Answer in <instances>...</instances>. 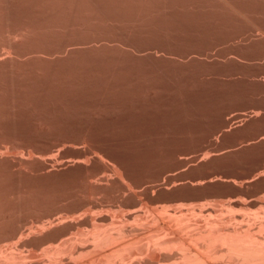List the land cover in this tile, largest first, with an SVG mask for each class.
<instances>
[{"label":"rangeland","instance_id":"obj_1","mask_svg":"<svg viewBox=\"0 0 264 264\" xmlns=\"http://www.w3.org/2000/svg\"><path fill=\"white\" fill-rule=\"evenodd\" d=\"M1 24L0 264L264 222V0H0Z\"/></svg>","mask_w":264,"mask_h":264},{"label":"bare ground","instance_id":"obj_2","mask_svg":"<svg viewBox=\"0 0 264 264\" xmlns=\"http://www.w3.org/2000/svg\"><path fill=\"white\" fill-rule=\"evenodd\" d=\"M70 2V1H69ZM96 3V2H95ZM112 3V2H111ZM226 3V2H225ZM71 4V3H70ZM225 5V4H224ZM227 5V4H226ZM230 5V4H229ZM46 7V5H45ZM69 8V7H68ZM2 9V8H1ZM50 9V8H49ZM62 11V10H61ZM235 11H237L235 9ZM77 13V12H76ZM239 13V12H238ZM62 14V13H61ZM87 14V13H86ZM241 14V13H240ZM70 15V14H69ZM94 15V14H93ZM84 17V16H83ZM2 19V18H1ZM55 19V18H54ZM7 20V19H6ZM44 21V20H43ZM58 23V22H57ZM8 24V23H7ZM18 24V23H17ZM51 24V23H50ZM69 24V23H68ZM9 25V24H8ZM12 25V24H11ZM44 25V24H43ZM127 25V24H126ZM7 26V25H6ZM5 26V27H6ZM15 26V25H14ZM22 26V25H21ZM26 26V25H25ZM24 26V27H25ZM78 26V25H77ZM91 26V25H90ZM2 27V24L1 26ZM4 27V26H3ZM4 27V28H5ZM10 27V26H8ZM23 27V26H22ZM3 28V30H4ZM12 28V26H11ZM14 28V27H13ZM21 28L20 31L24 32L25 29ZM29 29V26L26 30ZM6 30V29H5ZM4 30V32H5ZM10 28H7V31H9ZM15 31V30H14ZM19 29L17 31H15L17 34L20 32ZM32 30H29L28 35L30 32H32ZM70 31V30H69ZM0 32L2 33L3 31H1L0 28ZM25 31L23 34L26 35ZM0 35H4L5 38L7 37H11V34H13L14 32H11V34L8 36V33H4ZM10 33V31H9ZM53 33V32H52ZM15 34V33H14ZM32 34V33H30ZM19 35V34H18ZM23 35V37L25 36ZM26 35V36H28ZM50 35V34H49ZM0 36V37H1ZM4 36L1 37L4 39ZM39 36V35H38ZM13 37V36H12ZM31 37V35H30ZM26 38V37H25ZM29 39V36L27 37ZM32 38V37H31ZM30 38V39H31ZM29 39V40H30ZM0 40V41H1ZM6 40V39H5ZM35 41V40H34ZM6 42V41H5ZM3 43V42H2ZM4 44V43H3ZM2 44V45H3ZM7 43H5L3 46L1 47H6ZM26 46V45H25ZM8 47L11 48V46L9 45ZM7 47V48H8ZM7 48H3V49H7ZM9 48V49H10ZM18 49V48H17ZM13 50V49H12ZM11 51V50H10ZM9 51V52H10ZM8 50L7 53L9 54ZM20 52V51H19ZM87 52V51H86ZM14 53V52H13ZM34 54V53H33ZM1 56V55H0ZM13 57H11L9 60L11 63H13L12 59ZM9 62V63H10ZM10 63V64H11ZM15 63V61H14ZM4 68V67H3ZM15 68V67H14ZM1 70V69H0ZM84 75V74H83ZM8 87V86H7ZM5 93V92H4ZM39 98V97H38ZM8 167V166H7ZM2 168V167H1ZM4 170V169H3ZM8 171V170H7ZM2 173V171H0ZM3 175V173H2ZM1 176V175H0ZM6 176V175H5ZM3 177V176H2ZM5 179V178H3ZM2 179V180H3ZM7 180V179H6ZM13 180V179H12ZM23 181V180H22ZM5 182V181H3ZM9 181H6V184H8ZM13 182V181H12ZM17 183V181H15ZM14 182V185L16 186V183ZM25 183V182H24ZM2 184V183H1ZM11 186V182L9 183ZM20 184H22L20 182ZM28 184V183H27ZM25 185V184H24ZM7 186V185H6ZM14 186V188H16ZM61 186V185H60ZM9 187V185H8ZM13 187V185H12ZM21 187V186H18ZM1 189V188H0ZM7 189V187L5 188ZM9 189V188H8ZM8 189L7 192L8 193ZM11 189V188H10ZM9 189V190H10ZM14 190V189H12ZM16 190V189H15ZM31 190V189H30ZM19 191V190H18ZM3 193V191H0ZM16 192V191H15ZM20 193V192H18ZM14 194V193H13ZM17 194V192H16ZM1 195V193H0ZM2 195H6V194H2ZM10 195V193H9ZM15 195V194H14ZM19 195V194H18ZM17 195V196H18ZM38 196V195H37ZM5 196H3L4 198ZM13 198V197H12ZM21 198V197H20ZM7 200V199H6ZM16 200V199H15ZM37 200V199H36ZM1 201V200H0ZM13 201V200H12ZM25 201V200H24ZM3 202V201H2ZM17 202V201H16ZM23 202V201H22ZM35 202V201H34ZM37 202V201H36ZM43 202V201H42ZM45 202V201H44ZM4 203V202H3ZM10 203V202H9ZM21 203V202H20ZM25 204V203H24ZM33 205V204H32ZM45 205V204H44ZM3 206V205H2ZM10 206V205H9ZM7 206V207H9ZM20 206V204H19ZM24 206V205H23ZM28 206V205H27ZM36 206V205H35ZM0 207H1V203H0ZM47 207V206H46ZM44 208V207H43ZM2 209V208H1ZM12 209V208H11ZM14 209V208H13ZM38 209V208H37ZM3 210V209H2ZM16 211V209H14ZM21 210V209H20ZM44 210V209H43ZM10 211V210H8ZM14 211V212H15ZM5 212V211H4ZM12 212V211H11ZM11 212H9L10 214H12ZM20 212V211H19ZM24 212V211H23ZM30 213V211H28ZM33 212H35L33 210ZM8 213V212H7ZM8 213V214H9ZM22 213V212H21ZM39 213V212H38ZM20 214V213H19ZM42 214V213H41ZM45 214V213H43ZM1 215V214H0ZM13 215V214H12ZM11 215V216H12ZM36 215V213L34 214ZM22 216V215H21ZM20 216V217H21ZM39 216H41L39 214ZM13 217V216H12ZM34 217V216H33ZM6 218V216H5ZM263 218V217H262ZM261 218V220H262ZM12 219V218H10ZM16 219V218H15ZM13 220V219H12ZM8 221V220H7ZM36 221V220H35ZM38 221V220H37ZM41 221V220H40ZM30 222V221H29ZM33 222V221H32ZM230 220L229 219H217L216 221H214L213 223H208L210 224V228H205V226H201L199 228V233L197 235H200V238H197L196 240H192L195 239L197 235H189V236H182L180 235V233L176 232L174 234V236L171 239H167L161 242H153L152 238L156 237L157 235H159L160 233H166V231L170 230L172 228V226H169L171 224L169 223H164L161 224V226L159 228L155 227V232H157L158 234H154L152 236H147L145 234H142L143 232L140 231V229H135L133 230L134 234H133V240L131 239H127L124 240L126 238L122 237L121 234L119 232H113V233H104V234H100L98 236H96L94 239L91 240V245H89V247L86 248H80V249H75L74 251L68 252L67 258H63V257H55L54 259H52V261L47 260V263L49 264H77V262L75 263L72 259H74V256L80 255L81 253H83L86 250L89 249H103L106 246H108L112 241V244H114L111 248V250H109L107 253L105 254H100L97 255L96 257H93L92 259L86 260V262L81 261L80 264H118L120 262L116 260H110L107 262H103V259L110 253L112 254H120L126 252L119 257V260H121L122 262H126L129 264H157L159 261H164L165 263H169V264H264V233H261V230H264V222L262 220V223H259V227H257L258 223L254 224L256 226H254L252 223L250 224L249 222L246 224H242V223H237L235 225H233V223H229ZM18 223V221L16 222ZM31 223V222H30ZM6 224V221H5ZM9 224V222H8ZM26 224V223H25ZM44 224V222L42 223ZM160 225V224H159ZM13 226V225H11ZM18 227V225L16 226V228ZM37 227V226H35ZM39 228V227H38ZM157 228V230H156ZM3 229V228H2ZM1 229V230H2ZM6 229V228H5ZM9 229V228H8ZM24 229V228H23ZM34 229V228H33ZM26 230V228H25ZM142 230V229H141ZM144 230V229H143ZM15 231V230H14ZM123 233L127 232L126 230L122 231ZM152 232V230H151ZM264 232V231H263ZM149 233V232H148ZM5 234V233H4ZM147 234V233H146ZM11 235V234H10ZM136 237V238H135ZM159 241V240H157ZM40 242V241H39ZM37 243V242H36ZM178 245L176 250L173 251L172 253H168L166 255L160 256V254L157 253L158 249H161L163 247L166 246H170V245ZM73 245V244H70ZM80 247V246H79ZM34 248V247H33ZM171 248V247H170ZM169 248V249H170ZM168 249V248H167ZM173 249V248H172ZM165 250V249H164ZM54 251V250H53ZM166 251V250H165ZM164 251V252H165ZM168 251V250H167ZM166 251V252H167ZM171 251V250H170ZM55 253H57V249L54 251ZM160 252V251H159ZM163 252V251H161ZM47 254V253H46ZM146 259V262H143V258ZM9 257H12L9 256ZM15 257V256H14ZM14 257H12V259L10 258V260L7 259L6 263L9 261H12V263L15 261L14 264H19V261L17 262L16 260H14ZM138 257H140L139 259L142 260V262L138 259ZM17 257H15L16 259ZM20 260V259H19ZM39 260V259H38ZM72 260V261H70ZM33 261V260H32ZM44 261V260H43ZM8 264H12L11 262ZM35 262V260H34ZM42 262V261H41ZM83 262V263H82ZM161 262V263H164ZM39 262H37L38 264ZM46 263V261L44 262ZM43 263V264H44ZM32 264V263H31ZM41 264V263H40ZM79 264V262H78ZM122 264V263H121ZM159 264V263H158Z\"/></svg>","mask_w":264,"mask_h":264}]
</instances>
